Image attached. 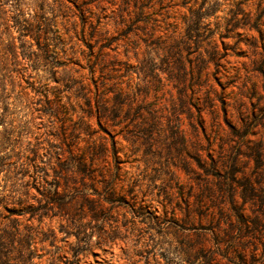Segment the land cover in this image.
Segmentation results:
<instances>
[{
  "label": "rangeland",
  "instance_id": "374dc122",
  "mask_svg": "<svg viewBox=\"0 0 264 264\" xmlns=\"http://www.w3.org/2000/svg\"><path fill=\"white\" fill-rule=\"evenodd\" d=\"M69 6L50 103L21 82L0 121V190L46 207L34 263L264 264V0Z\"/></svg>",
  "mask_w": 264,
  "mask_h": 264
},
{
  "label": "trees",
  "instance_id": "16d2710c",
  "mask_svg": "<svg viewBox=\"0 0 264 264\" xmlns=\"http://www.w3.org/2000/svg\"><path fill=\"white\" fill-rule=\"evenodd\" d=\"M69 4L81 12L80 18H84L81 0H0V121L11 114L10 104L14 103L8 100L18 103L20 94L16 97L11 94L16 87L22 92L21 82L28 83L30 80L31 86H36L31 87L33 91L46 99V104L50 103L45 92L48 82H58L57 74L64 73L68 64L72 63L66 53V39L58 26L60 19L70 12ZM188 22L191 24L192 20ZM189 27L187 23V32ZM38 62H44L47 66L42 73L36 70ZM205 64L206 61L202 60V67ZM87 106V116H92V105L87 103ZM38 111L43 115L49 114L44 109L32 107V113ZM14 131L13 125L3 128L0 147L10 141V134ZM13 156L20 158L16 152ZM4 164L5 158L0 157V172ZM228 185L229 188L233 187L232 182ZM250 189L247 200L256 202L257 195L251 186ZM7 196L0 190V264H35L34 232L38 230L32 227L30 221L34 214L43 216L46 207L37 208L26 200L9 201ZM52 196L46 202L61 207L62 201L58 195L53 193ZM263 202L259 203L264 208ZM19 218H23L25 223H21ZM22 224L23 228L20 229ZM254 225L258 224L245 226L249 228Z\"/></svg>",
  "mask_w": 264,
  "mask_h": 264
}]
</instances>
